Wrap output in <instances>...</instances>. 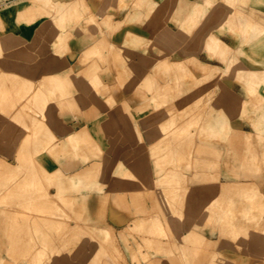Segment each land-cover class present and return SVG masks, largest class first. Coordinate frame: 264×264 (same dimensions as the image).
Returning a JSON list of instances; mask_svg holds the SVG:
<instances>
[{
  "label": "rangeland",
  "instance_id": "374dc122",
  "mask_svg": "<svg viewBox=\"0 0 264 264\" xmlns=\"http://www.w3.org/2000/svg\"><path fill=\"white\" fill-rule=\"evenodd\" d=\"M14 1L0 0V264H264V0L4 16ZM85 156L103 160L90 183L60 177ZM84 187L105 195L81 205Z\"/></svg>",
  "mask_w": 264,
  "mask_h": 264
},
{
  "label": "bare ground",
  "instance_id": "6f19581e",
  "mask_svg": "<svg viewBox=\"0 0 264 264\" xmlns=\"http://www.w3.org/2000/svg\"><path fill=\"white\" fill-rule=\"evenodd\" d=\"M54 1H57V0H15L13 2V5L10 6L7 11L4 12V16L5 15L6 16L14 15L23 6H26V5H29V4L34 5V6H38V5L46 6V5H49V4L53 3ZM183 2L187 6H190V11H195L194 8H202L203 7V0H183ZM251 23H252V26L249 25V22L248 21H243L244 26H246V30L254 29L255 28V26H253V24L255 25L256 22L255 23L254 22H251ZM222 45H224V46H221V47H224V48L227 47L223 43H222ZM196 62L198 64H200V65H204L205 64L204 61H201L199 59L196 60ZM220 86H221V84H220ZM222 88H223V86L221 87V89ZM224 88H225V86H224ZM224 88L222 89V91L224 90ZM221 106H223V105H221ZM213 110H214V108H213ZM69 131H70L69 128L68 129H64L63 135H65V136L64 137H61V139H60L61 144L60 143L58 144L57 143L58 141L57 142H55V141L52 142V144L50 146V152L54 153L57 150L67 148L68 141L76 133L75 130L72 131V132H69ZM98 150H99V152H101V149H98ZM17 153H19V151ZM93 157L94 156H88V157L85 156L83 160H80L79 158L76 159L73 163L69 164L68 166H66L65 168H63L62 171H60V177L63 178V179H65L68 183H74V184H76L79 181H82V182L84 181V182L90 183V181L94 177L95 172L96 173L98 172V170H94V169H96L99 165L102 166V164H103V160L101 161V160H98L97 159L98 157L100 158L99 155L96 156L97 157L96 159H94ZM7 165H9V164L8 163H5L4 166L7 167ZM103 195H105V193H102V194L101 193H98L97 194V193H94L93 191H88L86 187H84L81 191L76 190V189L74 191H72V198L74 200L78 201L79 204H81V205H84L85 203H90L93 200L95 201L96 199H102L103 198ZM162 199H164V198H162ZM165 216H166V218H167L168 221L172 219V217H169L166 213H165ZM205 216H206L205 220L204 219L196 220V219H193L194 217L192 219L190 218V220H186L184 222V227L183 228L181 227L182 230H180V233L183 234V231L184 230L185 231L188 230L189 226L190 227L191 226H196V225L197 226H200V225H198L199 223L205 225L206 221L207 222L212 221L211 219H209L212 216V214H205ZM217 222H225V220H217ZM261 223H262V221H261ZM258 224H260V221L256 222L255 226L253 228H251V230L249 231V233L254 238V240H262L261 238H263L259 234L260 232L256 230Z\"/></svg>",
  "mask_w": 264,
  "mask_h": 264
}]
</instances>
